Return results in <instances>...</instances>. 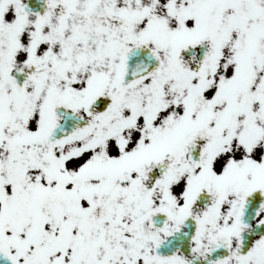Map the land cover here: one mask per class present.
<instances>
[{
  "label": "snow or ice",
  "instance_id": "snow-or-ice-1",
  "mask_svg": "<svg viewBox=\"0 0 264 264\" xmlns=\"http://www.w3.org/2000/svg\"><path fill=\"white\" fill-rule=\"evenodd\" d=\"M0 264H264V0H0Z\"/></svg>",
  "mask_w": 264,
  "mask_h": 264
}]
</instances>
